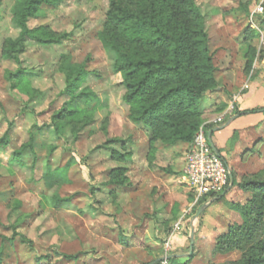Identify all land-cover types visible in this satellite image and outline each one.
Wrapping results in <instances>:
<instances>
[{
	"label": "rangeland",
	"instance_id": "rangeland-1",
	"mask_svg": "<svg viewBox=\"0 0 264 264\" xmlns=\"http://www.w3.org/2000/svg\"><path fill=\"white\" fill-rule=\"evenodd\" d=\"M196 1L206 16L220 88L225 90L215 124L218 118L223 119L222 127L235 117L254 116V121L244 123L245 129H230L214 137L217 143L219 136L233 133L224 158L235 176V190L244 179L264 177V119L260 122L262 117L257 115H264V0ZM14 2L0 0V139L11 128L8 145L0 149V264H225L238 260L239 253H220L216 239L200 241L199 234L191 248L193 227L200 230L202 222L209 229L218 218L225 225L230 215L231 223H241L234 205L246 203V196H236L234 204L225 198L197 218L226 191L197 200L188 190L182 177L189 153L186 145L171 148L157 143L158 148H170L168 154L178 156V163L173 165L159 154L162 168L156 167L149 135L130 121L122 78L99 40L110 0H57L44 6L30 20V28H46L66 37L58 45L29 41L20 64L1 58L3 42L20 34L12 22ZM250 48L256 53L252 67H247L253 57ZM68 60L87 63L89 77L83 88L94 93L96 99L89 108L97 107V111L77 134L67 129L59 138L52 122L68 100L60 70ZM19 68L35 74L30 77L32 87L42 95L32 102L8 80V74ZM36 125L41 128L35 149L39 160L35 162L30 151L22 161L15 160V152L29 142ZM116 139L126 142V148L110 143ZM52 147L55 150L46 159ZM112 148L126 154V160L112 158ZM120 166L127 168L128 183L113 187L108 173ZM58 168L65 169V176L54 172ZM64 199L71 201L58 202ZM23 237L32 247L22 243ZM65 256L79 258L70 261Z\"/></svg>",
	"mask_w": 264,
	"mask_h": 264
},
{
	"label": "trees",
	"instance_id": "trees-1",
	"mask_svg": "<svg viewBox=\"0 0 264 264\" xmlns=\"http://www.w3.org/2000/svg\"><path fill=\"white\" fill-rule=\"evenodd\" d=\"M56 2L15 0L12 22L20 34L17 39L3 42V60L20 64V57L26 52L29 41L45 46L62 43L66 36L57 37L46 28L31 29L29 26L30 20L36 18L44 6ZM99 40L111 58L115 72L122 78L126 89L123 100L130 108V121L143 126L149 135L152 157L158 151L157 143L166 147L183 143L191 148L204 126L202 101L220 87L206 16L197 1L110 0ZM250 51L253 57L247 67H252L256 53L253 48ZM87 67V63L72 64L70 60L60 67L66 78L63 95L68 100L53 117V132L59 138L64 137L67 129L77 134L92 122L97 111V107L89 108L96 99L94 93L83 88L89 77ZM34 76L33 72L19 68L8 74V80L13 89L27 94L32 102L42 95L32 87L30 77ZM252 113L238 112V115ZM40 130L36 125L29 142L15 152V160L22 161L28 151L35 156V162L39 160L35 149ZM10 132L11 128L0 139V149L8 145ZM110 143L126 148V142L122 140ZM54 150V147L49 148L46 159ZM126 156L112 148V158L116 161L123 162ZM54 172L65 176L66 171L58 168ZM108 175L109 185L113 187L128 183L126 167L112 169ZM238 188L247 196L246 203L234 205L242 221L229 226L216 238L215 249L220 253L240 254L238 260L225 264H264V177L244 179ZM226 195L227 192L220 195L217 201H223ZM70 201L58 200L59 203ZM22 243L32 247V242L25 237ZM65 258L71 261L78 260L79 256Z\"/></svg>",
	"mask_w": 264,
	"mask_h": 264
},
{
	"label": "crops",
	"instance_id": "crops-1",
	"mask_svg": "<svg viewBox=\"0 0 264 264\" xmlns=\"http://www.w3.org/2000/svg\"><path fill=\"white\" fill-rule=\"evenodd\" d=\"M227 85V83L225 82L224 83V86L226 87V89H227V91L230 93V90H229V88L226 86ZM224 94H225V90H224V88H220L219 87V89H217L216 91H214V92H212V93H210V94H208L204 99H203V101H202V103H203V106L201 107V111L203 112V120H204V126H205V128H206V130H208V134H209V137H210V134H211V142H212V144L215 146V148L218 150V151H222L221 152V155L223 156V157H226V155L225 154H227V152L226 151H224V150H226L227 149V144H228V142H229V139H230V136H232V134L233 133H230V132H228L227 134H225V135H221V136H219V138H217V143L215 142V140H214V137H215V135H217V134H219V133H223L224 131H228V130H230V129H232V131L234 132L235 130H242V129H245V126H244V123H247V124H249V123H251V121H254L253 120V117L254 116H250V117H248V116H244V117H238V118H233V119H231L227 124H225L224 126H220V125H222V123L221 124H215V122H214V116L216 115V108H217V105L222 101V99H223V97H224ZM251 96H252V94H251ZM258 96H260V93H259V95ZM254 98V97H253ZM253 98H251L252 100H254ZM251 100V101H252ZM207 101V102H206ZM215 109V110H214ZM244 108H241V110H243ZM215 112V113H214ZM257 115H259V116H261L262 118H261V120H260V122H262L263 121V119H264V115H262V114H257ZM212 123L213 124H215V125H212ZM247 127V126H246ZM262 127H264V125H262ZM262 127H260V128H262ZM259 128V129H260ZM216 130H218V131H216ZM258 129H256V131H257ZM259 132V131H258ZM179 144H183V143H179ZM183 145H185V144H183ZM186 147H187V149H190L189 148V146L188 145H186ZM172 148V147H171ZM170 148H158V146H157V153H156V157H157V159L155 160V164L156 165H158V166H156L157 168H159V167H161L162 168V166H161V164H159V162H160V155H164V156H166V158H169V162L172 164L173 163V165H175L176 164V162H177V157L178 156H176V155H174V154H168V150H169ZM162 151L164 152H166V153H163L162 154ZM160 154V155H159ZM187 159V158H186ZM186 159H185V162H184V165H183V168H182V177H183V181H184V184L187 186V188H188V190L191 192V190L189 189V187H188V185H187V183H186V178H185V175H184V169H185V166H186ZM227 159V158H226ZM178 163V162H177ZM229 165H230V162H229V160H228V162H227ZM173 165H171V167L173 166ZM155 167V168H156ZM174 168V166L172 167V169ZM156 170H158V169H156ZM175 171V170H174ZM169 173H171V174H174L175 172H173V171H170ZM227 195H226V202L227 203H230V204H234L235 203V197L236 196H238L239 198H243L244 196H246L239 188H238V186H237V188L234 190V182H233V184L231 185V187H229L228 189H227ZM234 198V199H233ZM246 199H247V196H246V198H245V201H246ZM178 203H180V205L179 206H181L180 208L183 210V208H184V206L182 205V202L183 201H179V198H178ZM215 203L217 204V203H220V201H216V202H213V203H211V204H209L208 206H207V208H205L206 210H205V212H204V214L202 215V216H205V214H206V211L209 209V208H211L213 205H215ZM244 203H242L241 205H243ZM175 205H177V204H175ZM233 209H234V207H233ZM230 213H235V212H232V211H230ZM236 215H238L237 213H235ZM201 216V215H200ZM233 219V217H231L230 215H229V217L227 218V221H225L226 223H225V225H224V221H222V219H220V218H218L217 220H214V222L210 225V227H209V229H207L206 228V226L203 224V222H202V219H201V222H202V225H201V229L200 230H196V234H195V236H197V234H199L200 235V241H202L203 239H205V240H214V239H216L218 236H220V235H222V234H224L227 230H228V228H229V226H231V225H233L234 223H231V220ZM238 219H239V216H238ZM192 220H194V219H192ZM192 220H191V224H192ZM234 220V219H233ZM193 225V224H192ZM196 244V243H195ZM195 244H194V246H195Z\"/></svg>",
	"mask_w": 264,
	"mask_h": 264
},
{
	"label": "built area",
	"instance_id": "built-area-1",
	"mask_svg": "<svg viewBox=\"0 0 264 264\" xmlns=\"http://www.w3.org/2000/svg\"><path fill=\"white\" fill-rule=\"evenodd\" d=\"M222 122V118L216 121L217 124ZM184 175L197 200L225 192L233 184L232 169L212 144L205 126L198 132L189 149ZM163 264H168V261Z\"/></svg>",
	"mask_w": 264,
	"mask_h": 264
},
{
	"label": "water",
	"instance_id": "water-1",
	"mask_svg": "<svg viewBox=\"0 0 264 264\" xmlns=\"http://www.w3.org/2000/svg\"><path fill=\"white\" fill-rule=\"evenodd\" d=\"M218 131V130H216ZM210 139H211V134H210ZM207 206H205L198 214L197 218L202 214V212L204 211V209L206 208ZM195 233H196V230H195V227H193V231L191 233V236H190V241H191V248L193 249L194 247V244H195Z\"/></svg>",
	"mask_w": 264,
	"mask_h": 264
}]
</instances>
